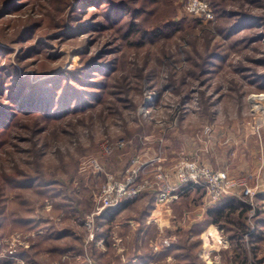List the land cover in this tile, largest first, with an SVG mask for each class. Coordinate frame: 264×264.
Segmentation results:
<instances>
[{
	"label": "rangeland",
	"instance_id": "1",
	"mask_svg": "<svg viewBox=\"0 0 264 264\" xmlns=\"http://www.w3.org/2000/svg\"><path fill=\"white\" fill-rule=\"evenodd\" d=\"M204 1L213 21L188 0H0V77L68 69L55 85L73 94L84 72L99 96L71 97L58 120L7 119L0 264H264V0ZM185 161L253 194L212 201L181 183ZM127 182L139 193L97 214L106 187ZM232 196L246 212L215 223L209 210Z\"/></svg>",
	"mask_w": 264,
	"mask_h": 264
},
{
	"label": "trees",
	"instance_id": "2",
	"mask_svg": "<svg viewBox=\"0 0 264 264\" xmlns=\"http://www.w3.org/2000/svg\"><path fill=\"white\" fill-rule=\"evenodd\" d=\"M8 13V12H6ZM27 28V27H26ZM25 28V29H26ZM65 71H69L68 69L59 70L58 73H54V75H62ZM73 71V70H71ZM81 78L75 79L78 81L79 86L77 89L73 90V94L70 90L64 91L58 85L55 84V77L46 76L44 78H40L35 82H29L27 78L17 77L14 79L12 83H8L11 74L1 75L0 77V137L3 135L11 134V126L15 124L14 118L17 116H24L30 118H45V119H60L64 117L66 114H59L56 108L60 109V106H65L66 108H70V99L72 104L79 101V104H89V99L97 102L99 96H97L94 92L90 93V90L82 88L83 85H91V80H86V74L84 72L81 73ZM57 79V78H56ZM55 85L54 88L49 87L48 85ZM74 84V83H73ZM81 84V85H80ZM51 85V86H52ZM72 85V84H71ZM74 86V85H73ZM70 86L71 89L74 87ZM59 87V88H58ZM68 87V88H70ZM4 89V90H3ZM61 89V90H59ZM7 93L8 102H3V95ZM85 95V96H84ZM80 98V99H79ZM9 104V105H6ZM54 109V110H53ZM71 110V109H70ZM10 119L11 126L7 124V119ZM14 120V121H13ZM13 122V123H12ZM1 146V145H0ZM34 178L30 179L32 181ZM30 182L29 180L23 179V184ZM8 182L12 183L13 180H8ZM22 183V182H21ZM14 184H19L16 182ZM2 189V186H1ZM237 204L243 205L242 207L248 206V202L242 200L238 197H225L217 203V206L211 208L209 210V215L215 216V223H219L222 219H225L228 215L233 214L236 211ZM108 209V208H107ZM241 215L244 214L247 208H243ZM6 217V216H5ZM238 227L241 233L248 232V226L246 224L239 223ZM250 233V231L248 232ZM252 235V233H251ZM6 264V263H5ZM9 264V262H7Z\"/></svg>",
	"mask_w": 264,
	"mask_h": 264
},
{
	"label": "built area",
	"instance_id": "3",
	"mask_svg": "<svg viewBox=\"0 0 264 264\" xmlns=\"http://www.w3.org/2000/svg\"><path fill=\"white\" fill-rule=\"evenodd\" d=\"M186 11L195 16L203 17L207 21H213L215 19L212 8L204 0H188ZM124 143L125 142L121 140L119 145H123ZM178 177L185 186L202 187L212 201H218L239 186L246 187L244 179L233 180L226 172H214L196 161L182 162L178 167ZM244 191L246 195H250L253 194L252 191L254 190L246 187ZM138 193L139 189L132 186L130 187L129 182H127V184H109L104 190L101 203L97 208V214L107 208L117 205L123 199L134 198ZM171 194V189L164 188L160 197L162 201H165ZM86 225L88 228H91L93 226L92 221H89Z\"/></svg>",
	"mask_w": 264,
	"mask_h": 264
},
{
	"label": "crops",
	"instance_id": "4",
	"mask_svg": "<svg viewBox=\"0 0 264 264\" xmlns=\"http://www.w3.org/2000/svg\"><path fill=\"white\" fill-rule=\"evenodd\" d=\"M64 232H58L56 235V237L58 238V237H63L64 236V234H66V233H64ZM55 237V236H54ZM66 250L68 251V250H71L70 248H66ZM65 251V250H64ZM166 255H167V253L168 252H164ZM26 254V253H25ZM65 255H67V254H65ZM170 259H171V257H170V255H167ZM24 260H26V256L25 255H22V254H19V256H18V260H17V262H19V263H23L24 262ZM16 262V261H15ZM10 264V263H9ZM146 264H154V262L153 261H151V262H148V263H146ZM156 264V263H155Z\"/></svg>",
	"mask_w": 264,
	"mask_h": 264
},
{
	"label": "bare ground",
	"instance_id": "5",
	"mask_svg": "<svg viewBox=\"0 0 264 264\" xmlns=\"http://www.w3.org/2000/svg\"><path fill=\"white\" fill-rule=\"evenodd\" d=\"M160 212H156L155 214H154V216L155 217H157V218H160ZM159 216V217H158ZM162 224H165L166 223V220L165 219H163V218H160V220H159Z\"/></svg>",
	"mask_w": 264,
	"mask_h": 264
}]
</instances>
